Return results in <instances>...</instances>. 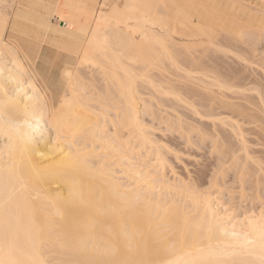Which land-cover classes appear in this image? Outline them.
I'll return each mask as SVG.
<instances>
[{"label": "bare ground", "instance_id": "bare-ground-1", "mask_svg": "<svg viewBox=\"0 0 264 264\" xmlns=\"http://www.w3.org/2000/svg\"><path fill=\"white\" fill-rule=\"evenodd\" d=\"M107 2L103 0L97 12L98 0H0V264H264V214L244 209L233 215L218 207L210 189L218 185L219 176L211 174L208 181L193 184L200 188L208 183L203 193L187 194L183 180L171 182L164 174L166 146L142 117L147 115L152 126L157 123L186 143L192 141L193 131L201 136L203 116L213 114L212 105L222 104H215V96L208 105L211 93L204 94L210 87L202 71L214 73L215 81L208 83L211 90L231 88L244 79L240 69H233L227 80L215 65L204 64L202 54L216 58L224 47L257 53V42L264 39V0H123V7L113 1L109 9ZM35 5L44 13L33 10ZM51 16L64 18L58 20L69 30L54 28L59 40L48 38L47 47L41 48L42 38L36 35L32 37L40 42L32 50L15 38H4L9 26L11 34L29 28L48 32ZM243 43L251 49L241 51ZM60 64L68 67L60 69ZM61 83L69 89L66 97L53 93ZM143 87L167 96L155 104L142 96ZM89 93L100 107L88 102ZM182 95L193 102L187 104ZM107 104L117 109L114 118L107 116ZM242 107L240 116H245ZM108 120L113 126L109 129ZM118 125L124 128V140ZM200 136L201 147L205 138ZM223 140L226 152L220 149L218 159L241 157L236 153L243 138L235 145L238 152L230 150L232 143L226 148ZM135 156L146 160L144 170L132 163ZM251 168L246 170L254 180L260 169L252 168L255 175ZM181 195L188 199L182 201Z\"/></svg>", "mask_w": 264, "mask_h": 264}, {"label": "rangeland", "instance_id": "rangeland-1", "mask_svg": "<svg viewBox=\"0 0 264 264\" xmlns=\"http://www.w3.org/2000/svg\"><path fill=\"white\" fill-rule=\"evenodd\" d=\"M99 1V4H97V7H96V9H97V12H99L100 11V8H101V3L103 2V0H98ZM107 1V0H106ZM109 2H107V4H108V6L106 7L107 9H109L110 7H112L113 6V1L115 2V1H117L120 5H121V7H123V0H108ZM122 1V2H121ZM111 4V5H110ZM33 7V10H35V11H39V12H41V13H44L43 12V10L39 7V6H32ZM106 9V10H107ZM14 12H15V7L13 8V10H12V13H11V20H12V17H13V14H14ZM58 19H62V20H64L65 21V19L64 18H55V16H51L50 17V21H51V26H52V30H49L48 32H47V30H41L40 32H38V33H36L35 31H33L34 30V28H29V30H31V31H27V32H25V31H23V33H21V35L20 34H16V33H13V34H11V32H8L9 31V27H8V29H7V32L5 33L6 35L4 36V38L5 39H8V38H15V39H17L18 41H19V43L20 44H22V46L23 47H25L26 49H28V50H32V48H34L35 46H37L36 45V43H39L40 41H38L37 39H35V38H33L32 36H40L41 38H42V43H41V48L43 47H47V46H49L50 44H48L47 43V40H48V38H50L51 40H53V38H54V40H59V33L58 32H55L53 29L54 28H56V29H58L59 31H68L69 30V28H65L66 26H67V24H65V22H63V21H60V20H58ZM55 23V24H54ZM59 24V25H58ZM29 26H33L32 25V23H30L29 24ZM25 33H27L28 35H26ZM47 35V36H46ZM46 37V38H45ZM246 38V37H245ZM263 38L261 37V39L259 38V40H262ZM258 41V40H257ZM264 39L262 40V44H261V41H258L257 43H259V44H261V45H259V44H257V47L259 48V49H257V53H256V47L254 48L255 50H253L252 52H247V53H242V52H240L239 50V52H237V50H234V48H236V47H234V48H230V49H233V52L228 48V47H224V49L222 48V53L221 54H223V55H221L220 54V50H217V52L220 54H218V55H216V58H217V60H215L216 58L215 57H212L210 54V56H208L207 57V55L206 54H202L203 55V57L205 58L204 59V64L205 63H207V65H209L210 66V64L212 65V67H214V65H215V68L217 67V69L218 70H220L219 72L220 73H222L223 75H226V76H224V77H226V79H227V75H230L231 74V72L233 71V69L236 71V72H238L237 71V69L239 70H241V71H239V74L240 75H242L243 76V80L241 81V82H239L238 84L239 85H234V86H232L231 88H227L225 85H223L224 84V80L222 79L223 78V75H221V81L220 82H223V83H221L223 86H222V89L220 88H216L217 86L216 85H214V86H216L215 88H214V86H213V90L214 91H217V92H215V94L212 92L213 90H211V88H212V84H208V83H212V81H215V80H213V79H215V77H214V73H213V71L212 70H207L209 73H211V74H209V73H207V72H204V71H202L203 73H205L206 75H207V77L205 76V81H206V88L208 87H210L209 89H210V91H208L209 89H207V91H208V93H207V91L205 92V94L204 95H206V96H208L210 93L211 94H213L212 95V97H211V94H210V99H211V101L209 102V100L207 101L208 102V105H209V103H211L212 101H214L215 99H216V97L215 96H217V98H218V100H216L217 102L215 103V104H217V103H219L218 101H220V104L221 105H223L224 104V106L226 105V108L225 109H221V108H218V106L220 107L221 105H219V104H217L218 106H213L212 105V103L210 104V106L212 105V107H210V110H211V112L213 111V114H211L210 116L212 117V118H210V116L209 117H207V115H206V118H205V116H203V120H204V124L202 125L201 124V126L203 127H200V128H202V131L206 134H204V133H202V135L200 136V135H198L197 134V132H195L194 133V131H193V133H191V134H193V137H192V141L191 142H188V143H186L185 141H184V139H177V135H175V134H171L169 131H166V130H164L163 131V129L162 128H158L157 126H158V124L157 123H154V125L152 126V124H151V119H150V117H148L147 115L146 116H143L142 115V117H143V119H144V122L147 124V126L149 127V128H151V129H154V132L152 133L153 135H154V137L156 138V140H158V142H160V144H164L165 146H166V148H164L167 152H166V155H167V158H168V161H167V163H166V168H165V170H164V174H165V177L166 178H168V179H170V181L171 182H173V183H175V184H178L179 183V180L181 179V180H183V185L181 186V187H184V188H182L183 190H185V192H186V190L187 189H189V190H191V191H189V190H187V194H190V193H188V192H195V193H198L199 191H201V193H203L202 191H206L207 189L209 190V187H208V183L207 184H205L204 185V187H200L199 188V186L198 187H195L196 186V184L198 183V182H200V180L201 179H203L204 181L205 180H209L210 179V176H211V174H212V176H211V178L214 176V177H218L219 176V178L218 179H216V180H218V185H216V187H212V188H214V189H210V191H211V196H212V198H213V201L216 203V204H218V207H220V208H227V210H230V211H232V213L234 212V213H236V214H240V212L239 211H242V212H246L247 210L246 209H251L250 211H253V212H256L257 211V213H261L262 212V214H264V130H262L263 128H264V126H261V125H264V102H262V97L264 98V96L262 95L264 92H263V90H264V53H262L261 52V50L264 52ZM239 45H241V44H239ZM244 45H246V46H244ZM248 45L247 44H245V43H243L242 44V49H241V51H244L243 49L245 48V52L247 51V50H249V49H251V47L249 48V47H247ZM56 49H62V46L60 45V44H55V46H54ZM239 47H241V46H239ZM238 47V48H239ZM247 47V48H246ZM262 47V48H261ZM226 49V51H223V50H225ZM228 50H230V51H228ZM213 52V51H212ZM217 52H216V54H217ZM224 52V53H223ZM225 52H231L232 53V56H231V54L230 55H228L229 53H226L227 55H225ZM253 53H256L255 55L253 54ZM259 53V54H258ZM208 54V53H207ZM213 54H215L214 52H213ZM234 54V55H233ZM235 54H237L236 56H235ZM240 54H242V56L240 55ZM244 54V55H243ZM251 56L250 58L248 57L249 55ZM257 55H258V58H257ZM259 55H262V57L260 56L259 57ZM215 56V55H214ZM220 56V57H219ZM222 56V57H221ZM224 56V57H223ZM226 56V57H225ZM239 56V57H238ZM246 58H244V57ZM210 57H212V58H215V59H213V60H215V61H212V59L210 58ZM230 57H232V59L230 58ZM234 57H236V60H235V58ZM254 57V58H253ZM256 57V58H255ZM233 58H234V60H233ZM262 58V59H261ZM206 59H208L209 60V62L210 61H212V63L210 62V63H208V60L206 61ZM228 59H231V60H228ZM240 59V60H239ZM257 59V60H256ZM261 59V60H260ZM244 60V61H243ZM246 60V61H245ZM254 62H253V61ZM260 60V61H259ZM206 61V62H205ZM227 61V62H226ZM230 61V62H229ZM236 61V62H235ZM239 61V62H238ZM256 61V62H255ZM262 61V62H261ZM213 62H217V63H213ZM242 62V63H241ZM246 62V63H245ZM258 62V63H257ZM259 62H260V64H259ZM221 63V64H220ZM223 63H225V64H223ZM226 63H227V65L228 66H226ZM232 63V64H231ZM242 65H241V64ZM245 63V64H244ZM249 63H251V64H249ZM253 63V64H252ZM240 64V65H239ZM247 64V65H246ZM249 64V65H248ZM258 64V65H257ZM220 65V66H219ZM222 65V66H221ZM263 67H262V66ZM60 69H65V68H67L68 67V65H67V67L66 66H64V65H62V64H60ZM226 66V67H225ZM232 66V67H231ZM253 66V67H252ZM211 67V66H210ZM221 67V68H220ZM235 67H236V69H235ZM229 68H232V70L231 69H229ZM224 69H227V70H224ZM252 70V71H250V70ZM39 70L40 71H42L43 72V69L41 68V67H39ZM247 72H246V71ZM65 71V70H64ZM226 72V74H225V72ZM243 71V72H242ZM254 71V72H253ZM45 72V71H44ZM227 72H228V74H227ZM241 72V73H240ZM245 72H246V74H245ZM249 72V73H248ZM196 73V72H195ZM213 73V74H212ZM230 73V74H229ZM208 74H209V76H208ZM244 74V75H243ZM251 74V75H250ZM254 74V75H253ZM194 75V74H193ZM247 75V76H246ZM244 76H246V77H244ZM257 76V77H256ZM248 77V78H247ZM259 77V78H258ZM262 77V78H261ZM207 78V79H206ZM209 78H211V79H209ZM229 78V80H230V77H228ZM240 78H241V76H240ZM250 78V80H248ZM257 78V79H256ZM246 79V80H245ZM254 79V80H253ZM208 80V81H207ZM210 80V81H209ZM228 80V79H227ZM232 80V79H231ZM234 80H236V79H234ZM245 80V82H243ZM249 81V82H247V84H246V81ZM233 81V80H232ZM251 81V82H250ZM257 81L258 82H260V83H257ZM261 81H262V83H261ZM254 82V84H252ZM241 83V84H240ZM242 83H244V84H242ZM220 84V83H219ZM261 84V85H260ZM211 85V86H210ZM244 85V86H243ZM251 85V86H250ZM99 86H101V84H99ZM145 86H146V84H145ZM243 87V89H242V87ZM87 87V86H86ZM227 88V89H230V90H227L226 89V91L224 92V88ZM234 87V89L232 90V92H231V89ZM240 87V88H239ZM249 87V89H252L253 88V90H250V91H248L249 89H247V90H245L246 88H248ZM144 88V87H143ZM237 88V89H236ZM87 89H88V87H87ZM145 89V88H144ZM241 89H242V91H241ZM261 90V92L260 93H256V92H258V90ZM263 89V90H262ZM110 90H113L112 88H109V90H108V92H110ZM206 90V89H205ZM223 90V91H222ZM240 90V91H239ZM145 91H146V93H144L142 96L143 97H146L147 99L149 98L153 103H155V104H157V100L159 99V98H166V96L167 95H162V94H160V93H158L156 90H154V88H152V87H148L147 89H145ZM229 91H230V93H229ZM235 91H237V92H235ZM245 92V94H246V96H244V93H242V92ZM253 91V92H252ZM256 91V92H255ZM151 92V93H150ZM220 92H222V93H220ZM234 92H235V94H234ZM241 93V94H243L242 96H244V97H242L241 95V98H242V102H244V103H241V98H240V100L239 99H237L238 98V93ZM246 92H249V93H246ZM53 93H54V95H58V96H60L61 94V96H64V97H66L68 94H69V89H68V87L64 84V83H61V84H59V86H56L55 87V89H54V91H53ZM225 93V94H224ZM239 93V94H240ZM252 93H253V95H252ZM91 93H89L87 96H85V98H87V100H88V102H90V103H92V105L94 104L95 106L97 105L98 107H100L98 104L100 103L97 99H95L94 97L96 96V95H94V91H92V95L94 96V97H91V95H90ZM114 96H116V93L115 92H113L112 93ZM152 94V95H151ZM227 95L226 96V98H225V96L224 95ZM231 94V95H230ZM256 94V95H255ZM261 94V95H260ZM223 97H222V96ZM171 97H172V95H170ZM174 96V95H173ZM252 96V98H249V97H251ZM259 96H262V97H259ZM213 97H215L214 98V100H213ZM234 97V98H233ZM246 97H248L249 99H247ZM258 97H259V100H258ZM58 98V97H57ZM182 98L183 99H185L184 101L185 102H187V104L188 103H191V102H193V100H192V98H190V99H188V97H186L185 95H182ZM231 98V99H230ZM244 98H246V99H244ZM234 99V100H233ZM238 100V101H236V100ZM56 100H58V99H56ZM100 100H102V98H100ZM226 100V101H225ZM232 100H233V102H232ZM245 100L246 101H250L251 100V102H249L250 103V105H249V103H248V105H247V102H245ZM256 100H258V101H256ZM260 100H261V102H260ZM240 101V102H239ZM215 102V101H214ZM214 102H213V104H214ZM226 102H228L227 104H226ZM256 103V104H253V103ZM260 102V103H259ZM237 103L238 104V106L240 107V105H242L243 107L244 106H246L245 108L246 109H243L244 111V115L246 116V119H244L243 117H245V116H240V115H243V113H242V109L241 108H239L238 109V106H237V104L235 105V104ZM246 103V104H245ZM262 103V104H261ZM214 104V105H215ZM245 104V105H244ZM252 104V105H251ZM108 105V104H107ZM232 107H234V108H231V106ZM106 106V105H105ZM112 105H108V106H106V107H110L109 109V112H107L108 113V115L107 116H109L110 118H112L113 117V115H112V112H113V110H114V112L117 110L116 108H114V107H111ZM158 106H160L161 107V105H158ZM258 107V108H256V107ZM261 106H263L262 107V109H261ZM221 107H223V106H221ZM228 107H230V110H229V108ZM242 107V108H243ZM250 108L251 109V107H252V111L250 110V109H247V108ZM169 108V107H168ZM168 108H166V109H168ZM212 108H214V109H217V110H215L214 111V109H212ZM228 109V110H227ZM236 109H238V110H236ZM241 109V110H240ZM253 109H255V111L253 110ZM169 110L170 111H172L171 110V108H169ZM168 110V111H169ZM232 110V111H231ZM245 110H246V112H245ZM250 110V111H249ZM262 110H263V113H262ZM218 111V112H217ZM221 113H220V112ZM222 111H225V112H222ZM231 111V112H230ZM233 111H237V113H235V112H233ZM241 112L240 114H238V112ZM248 111V112H247ZM260 111V112H259ZM173 112V111H172ZM215 112V113H214ZM232 112L234 113V114H232ZM253 112L254 113H258V114H253ZM221 114V115H224V116H222L221 118H223V119H221L219 116H221V115H219V114ZM227 113H229V114H227ZM252 113V114H251ZM216 114V115H215ZM249 114H251V115H249ZM110 115H112V117L110 116ZM219 115V116H218ZM227 115L229 116V117H231V118H229V117H227ZM232 115H234L233 117H232ZM238 115V116H237ZM247 115H248V119H247ZM253 115V116H252ZM263 116V117H261V116ZM215 116V117H214ZM255 116V118H254V120H250L249 119V117H251V119H253V117ZM259 118H258V117ZM219 117V118H218ZM225 117V118H224ZM227 117V118H226ZM240 117V118H239ZM114 118V117H113ZM186 118V117H185ZM239 118V119H238ZM107 119H109L108 117H107ZM216 119L218 120V122L216 121ZM228 121H227V120ZM235 119V120H234ZM257 119V120H256ZM259 119H261V120H259ZM209 120V121H208ZM224 121V126H223V123H222V121ZM237 120H239V121H237ZM247 120V121H246ZM212 121H214V124L216 125H214L213 124V122ZM230 121V122H229ZM233 121V122H232ZM249 121V122H248ZM255 121V122H254ZM110 121L108 120V123H109ZM189 122V121H188ZM193 122H195V121H193ZM220 122V123H219ZM226 122H227V124H226ZM240 122V123H239ZM245 122V123H244ZM253 122V123H252ZM260 122V123H259ZM107 123V124H108ZM190 123H192V122H190ZM193 125H195V127H199L198 126V124L199 123H192ZM197 124V125H196ZM239 124V125H238ZM261 124V125H260ZM111 124L109 123L106 127L109 129V128H112L113 126L111 125ZM212 125V126H211ZM222 125V126H221ZM227 125V126H226ZM231 125V126H230ZM232 125H234V126H232ZM205 126V127H204ZM209 126V127H208ZM216 128H215V127ZM221 126V127H220ZM230 126V127H229ZM261 126V127H260ZM225 127V128H224ZM230 129H229V128ZM213 128V129H212ZM226 128H228V129H226ZM118 129H119V133H121V138H122V140H124V139H126V137L127 136H124L123 135V132H125L124 131V128L122 127V126H120V125H118ZM207 129V130H206ZM225 129V130H224ZM233 129V130H232ZM161 130V131H160ZM204 130H206V131H204ZM214 130H216V131H219V132H216V131H214ZM222 130V131H221ZM234 130H235V132H234ZM240 130V131H239ZM213 131V132H212ZM210 132V133H209ZM221 132V133H220ZM223 132V133H222ZM230 132H231V134H230ZM234 132V133H233ZM242 132V133H241ZM219 133V134H218ZM239 135H238V134ZM164 134V135H163ZM208 134H212V136L211 135H208ZM215 136H214V135ZM227 134V135H226ZM233 134H235V135H233ZM243 134V136L244 137H242L241 135ZM198 135V136H197ZM220 135H221V138H219L220 137ZM231 135V136H230ZM199 136L200 137H203L204 136V147L203 146H201L200 147V145L201 144H198L197 142L198 141H200V140H197L198 138H199ZM214 136V137H213ZM223 136H226V137H224L223 138ZM239 136V137H238ZM195 137H196V139H195ZM209 137V138H208ZM211 137H212V139L213 138H215V137H217V139H218V141H217V143H215L214 144V141H216L215 139H213V141H211L212 139H211ZM234 137V138H233ZM236 137V138H235ZM243 138V140H241L242 138ZM210 139V140H209ZM219 139L221 140L222 139V142L224 141L223 139H225L227 142L225 143V144H228L227 146H226V148L228 147H230V146H233V147H230L229 149L230 150H232L233 148H234V150H237L238 149V146H235V145H238L239 143H240V140L242 141L241 143L243 144H239L240 145V148L238 149L239 150V152H238V150L236 151V152H238V153H236L235 151V153H236V155H240L241 154V157H243L242 159H241V157L239 156H237L238 157V159H234L235 161H236V164H235V161L233 160V158L232 159H227L226 161H225V159H222V158H217V157H220V155H219V153L223 150V148H224V150L225 151H223V152H226V149H225V145H224V143H222L221 141H219ZM232 139V140H231ZM195 140V141H194ZM237 140V141H236ZM246 140V141H245ZM194 142V143H193ZM201 142H203L202 140L200 141V143ZM212 142V143H211ZM225 142V141H224ZM229 142V143H228ZM244 142V143H243ZM219 143V144H218ZM232 143V145H230ZM234 143V144H233ZM190 144V145H189ZM212 144V145H211ZM216 146H214V145ZM220 144H222V146L220 145ZM247 144V145H246ZM186 145V146H185ZM193 145V146H192ZM230 145V146H229ZM246 145V146H245ZM168 146V147H167ZM196 146H199V147H196ZM210 146V147H209ZM214 146V147H213ZM241 146H244V147H241ZM217 147H219V148H217ZM237 147V148H236ZM247 147V148H246ZM63 148H64V146H63ZM212 148V149H211ZM215 148H217V149H215ZM236 148V149H235ZM244 150H243V149ZM246 148V149H245ZM220 149H221V151H220ZM228 149V150H229ZM99 150V149H98ZM97 150V151H98ZM215 150V151H214ZM219 150V151H218ZM227 150V151H228ZM170 151V152H169ZM242 151V152H241ZM246 153H244V152ZM101 152V151H100ZM218 152V153H217ZM249 156H248V155ZM62 155H64V153H61L60 155H58V156H62ZM219 155V156H218ZM243 155V156H242ZM246 155V156H245ZM52 157H53V155H51ZM244 156H245V158H244ZM252 158H251V157ZM49 157V156H48ZM135 158V159H134ZM132 157V159H131V161H132V163H136V166L137 165H140L141 164V166L143 165V162H144V164L146 165V160H144V159H138V157ZM140 158V157H139ZM250 158V159H249ZM134 159V160H133ZM221 162V160H222V162L220 163V162H218V160ZM245 159V161L243 162L242 160H244ZM238 160H240V162L238 163ZM249 160V162L250 163H252V164H247L248 161ZM136 161V162H135ZM233 161H234V163H233ZM47 162V161H46ZM45 162V163H46ZM170 162V163H169ZM227 163V164H225V163ZM232 162V163H231ZM241 163V164H240ZM169 164V165H168ZM220 164H222L223 166L221 167V165ZM239 164V166H241L242 168H239L241 171H238L237 169H238V167L239 166H237ZM247 164V165H246ZM220 165V166H219ZM245 167H244V166ZM251 165V166H250ZM259 165H260V167H259ZM140 166V169L142 170V168H143V170L146 168V166L144 167V165L141 167ZM236 166H237V168H236ZM247 166L249 167V169L252 167L253 169H257V171L259 170L260 172H257L258 174H257V177H255V178H257V179H255L254 178V170L252 169V172L254 173L253 175H252V177L254 178V180H250V178H248L249 177V172L247 171V170H249L248 168H247ZM262 166V167H261ZM171 167V168H170ZM221 167V168H220ZM259 169H258V168ZM150 168H152L151 166H150ZM262 168V169H261ZM167 169V170H166ZM217 169L219 170L218 172H217ZM244 169H245V171H244ZM247 169V170H246ZM220 170H222V171H220ZM262 170V171H261ZM216 171V172H215ZM246 171H247V173H246ZM221 172V173H220ZM239 172V174H236V173H238ZM241 172L243 173V175H244V177H243V175L241 174ZM245 172V173H244ZM216 173H218V174H216ZM222 173H223V175H222ZM261 176H260V175ZM167 175H168V177H167ZM217 175V176H216ZM234 175H236V176H234ZM246 175V176H245ZM256 175V174H255ZM240 176H241V178H243V180L244 179H246L245 181H243V182H241V178H240ZM258 176H260V178H261V180H260V178L258 177ZM180 177V178H179ZM235 177H236V179H235ZM247 177V178H246ZM220 178H222V181H221V179ZM224 178V179H223ZM239 180H238V179ZM252 178V179H253ZM258 178H259V183H257L256 181L258 180ZM249 180L251 181V182H253V184L256 182V186L257 187H255V184H254V186H253V184L251 185L250 183L251 182H249ZM255 181V182H254ZM262 181V182H261ZM249 182V183H248ZM187 183V184H186ZM192 183V184H191ZM196 183V184H195ZM220 183V184H219ZM248 183V184H247ZM185 184V185H184ZM193 184H195V186H193ZM190 186V187H187V186ZM251 186H253L252 188H249V187H251ZM180 187V188H181ZM192 187V188H191ZM245 187V188H244ZM59 188V186L58 185H55L54 186V189H56V190H54L53 189V191H57V190H59L58 189ZM187 188V189H186ZM202 189V190H201ZM206 189V190H205ZM245 189V190H244ZM244 190V191H243ZM213 192V193H212ZM194 193V194H195ZM182 196V201H184V200H187L188 199V197H187V199H186V197L185 196H183V195H181ZM194 196H196V194L194 195ZM174 197H176V196H174ZM178 197V196H177ZM185 197V198H184ZM178 199V200H177ZM176 199V201L178 202V201H181V197L180 198H177ZM240 204V205H239ZM221 205V206H220ZM242 205V206H241ZM236 209V210H235ZM246 211H245V210ZM253 209H255V210H253ZM244 210V211H243ZM229 211V212H230ZM238 212V213H237ZM241 212V213H242ZM231 212H230V214H232ZM234 213H233V215H234ZM191 214V213H190ZM235 214V215H236ZM192 215L194 216V214H191L190 215V219L191 218H193L192 217ZM168 230V229H167Z\"/></svg>", "mask_w": 264, "mask_h": 264}]
</instances>
